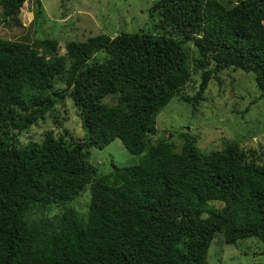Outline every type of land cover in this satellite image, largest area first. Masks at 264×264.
<instances>
[{
    "label": "trees",
    "instance_id": "16d2710c",
    "mask_svg": "<svg viewBox=\"0 0 264 264\" xmlns=\"http://www.w3.org/2000/svg\"><path fill=\"white\" fill-rule=\"evenodd\" d=\"M24 1L0 0L6 18ZM149 11L154 30L64 45L0 37V264H208L216 233L264 243L262 153L236 141L205 153L186 130L179 151L153 137L162 107L178 96L197 109L224 69L252 72L264 97V0H157ZM65 97L84 136L50 128L22 143L52 114L63 125ZM115 138L138 160L99 171L91 151ZM86 188L81 213L72 201ZM53 207L64 210L31 222Z\"/></svg>",
    "mask_w": 264,
    "mask_h": 264
},
{
    "label": "rangeland",
    "instance_id": "374dc122",
    "mask_svg": "<svg viewBox=\"0 0 264 264\" xmlns=\"http://www.w3.org/2000/svg\"><path fill=\"white\" fill-rule=\"evenodd\" d=\"M157 0H25L17 17L6 18L0 5V37L10 40L32 42L35 39H57L64 45L70 40L84 41L99 33L114 36L121 32L154 30L158 17L151 15L150 8ZM190 50L192 43H187ZM187 48V49H189ZM62 51V49H61ZM199 73L192 76L188 92H194ZM220 82L209 81L205 100L197 107L174 96L156 115L155 139L166 137L172 140L176 151L180 150L183 138L180 131H187L195 138L202 152L221 150L231 141H236L244 150L255 149L264 155V97L254 81L252 72L227 68L219 73ZM58 87H63L61 82ZM194 87L191 89V87ZM118 94L104 98L115 104ZM55 105V112L63 125L54 123L50 115L23 131L22 143L38 140L44 131L53 128L56 134L69 129L75 136H84V129L70 98H63ZM65 118V119H64ZM99 171L111 169V163L131 165L138 155L129 153L119 138L112 140L104 149H92ZM89 189L86 188L74 201L73 206L85 213ZM214 207L222 202L211 201ZM62 207L51 211L33 212L30 220L39 221L44 215L51 217L61 212ZM208 264H264V243L256 238H246L235 243H225L222 233H216L210 243Z\"/></svg>",
    "mask_w": 264,
    "mask_h": 264
},
{
    "label": "water",
    "instance_id": "95a60500",
    "mask_svg": "<svg viewBox=\"0 0 264 264\" xmlns=\"http://www.w3.org/2000/svg\"><path fill=\"white\" fill-rule=\"evenodd\" d=\"M91 158H92V160H94L95 159V155H92Z\"/></svg>",
    "mask_w": 264,
    "mask_h": 264
}]
</instances>
